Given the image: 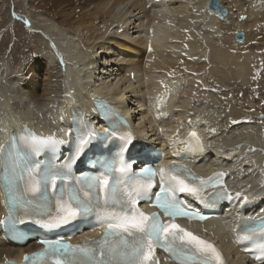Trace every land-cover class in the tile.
<instances>
[{"label": "bare ground", "instance_id": "bare-ground-1", "mask_svg": "<svg viewBox=\"0 0 264 264\" xmlns=\"http://www.w3.org/2000/svg\"><path fill=\"white\" fill-rule=\"evenodd\" d=\"M33 1L47 8L44 25L52 43L16 70L7 61H0V141L10 134H21L26 126L38 136L56 135L54 127L69 122L72 110L83 111L95 121L94 102L105 93L112 97L113 92L120 107L126 109L131 104L127 115L139 143H161L162 135L168 142L160 146L172 155L185 144L170 146L169 137L179 129L178 140H187L191 125L215 112L210 124L214 135L201 152L202 160L205 157L210 162L198 168L211 174L218 169L231 170L238 184L234 195L241 193L240 200L233 199L226 225L218 227L229 229L230 218L244 202L252 204L245 213L264 212V170L258 167L264 159V123L252 118L251 102L235 100L230 90L232 82L251 87L253 80L260 79L262 58L253 47L264 46V0H220L227 11L222 18L207 12L208 0H165L156 7L148 2V10L139 0ZM157 13L170 27L166 33L150 17ZM14 15L15 21H27L30 26L29 17ZM160 34L167 37L162 46ZM237 34L244 35L242 42L236 39ZM148 39L150 51L146 53ZM110 57L113 59H107ZM59 59L64 63L59 64ZM152 72L162 75L153 81L155 89H145L141 76ZM174 78L183 82L171 93L184 90V100L177 124L167 126L165 119L156 118L160 111L156 117L152 112L157 109L159 94L170 91L161 84H172ZM226 91L230 94L224 95ZM44 118L47 121L43 123ZM250 147L257 151H249ZM186 155L193 152L186 150ZM2 199L0 192V216L4 214ZM20 251L5 244L0 233V261ZM223 251L229 264H249L235 249L226 246Z\"/></svg>", "mask_w": 264, "mask_h": 264}, {"label": "snow or ice", "instance_id": "snow-or-ice-1", "mask_svg": "<svg viewBox=\"0 0 264 264\" xmlns=\"http://www.w3.org/2000/svg\"><path fill=\"white\" fill-rule=\"evenodd\" d=\"M157 100V108L162 107L164 99ZM100 109L105 116L116 117L103 135L76 114V126L69 130L68 141L55 135L38 136L25 129L10 137L8 145L0 149V188L12 225L30 221L50 231L72 228L69 240L88 233L79 244L64 238L42 239L39 243L43 249L26 255V264H161L158 249L175 264H225L213 243L178 221L209 219L190 207L180 194L206 206L222 200H240V192L233 196L228 190L224 182L226 173L217 172L205 179L186 164L175 161L134 172L125 155L137 147L134 134L121 131L122 118L114 110L103 104ZM178 137L179 129L169 137L170 146L181 142L188 151L203 150L196 131H190L185 141ZM110 141L119 142L115 156L89 158V167L96 171L77 176L74 168L92 145L106 148ZM66 143L71 146V154L63 163H57L55 154ZM249 151L257 149L250 147ZM44 152L51 153V157L40 159ZM143 155L149 157L151 150L145 149ZM209 189L213 191L205 195ZM243 200L247 201V197ZM142 202L157 211L146 213L140 206ZM254 224L245 225L243 238L258 240V255L254 259L264 264V219Z\"/></svg>", "mask_w": 264, "mask_h": 264}, {"label": "rangeland", "instance_id": "rangeland-1", "mask_svg": "<svg viewBox=\"0 0 264 264\" xmlns=\"http://www.w3.org/2000/svg\"><path fill=\"white\" fill-rule=\"evenodd\" d=\"M45 10L47 8L43 4H36L33 0H0V61H7L12 69L16 70L42 52L46 42L40 32L48 34L44 25ZM14 14H24L30 18L28 30L14 20ZM253 52H258L257 54L262 58L261 69L259 68L258 73L260 79L253 80L255 84L251 83L253 84L251 87H242L232 82L235 88L232 86L230 90L232 89L235 100H240L243 104L251 102L254 113L252 118H255L257 112L264 116V46L255 45ZM226 92L223 94H230L229 91ZM245 106L251 110L250 106ZM260 120L264 123L262 119Z\"/></svg>", "mask_w": 264, "mask_h": 264}, {"label": "water", "instance_id": "water-1", "mask_svg": "<svg viewBox=\"0 0 264 264\" xmlns=\"http://www.w3.org/2000/svg\"><path fill=\"white\" fill-rule=\"evenodd\" d=\"M213 3L215 4V2H213ZM214 4H213V5H214ZM212 10L215 11V10H218V9H217V8L215 7V5H214V6L212 7ZM259 164H260L261 167L264 168V159H262V161H261Z\"/></svg>", "mask_w": 264, "mask_h": 264}]
</instances>
